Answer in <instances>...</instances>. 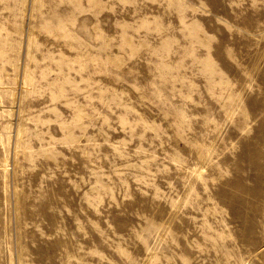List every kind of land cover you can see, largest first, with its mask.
Returning <instances> with one entry per match:
<instances>
[{
    "label": "rangeland",
    "instance_id": "rangeland-1",
    "mask_svg": "<svg viewBox=\"0 0 264 264\" xmlns=\"http://www.w3.org/2000/svg\"><path fill=\"white\" fill-rule=\"evenodd\" d=\"M0 264H264V0H0Z\"/></svg>",
    "mask_w": 264,
    "mask_h": 264
},
{
    "label": "built area",
    "instance_id": "built-area-1",
    "mask_svg": "<svg viewBox=\"0 0 264 264\" xmlns=\"http://www.w3.org/2000/svg\"><path fill=\"white\" fill-rule=\"evenodd\" d=\"M2 105V100L0 99V106ZM1 122H0V133H1Z\"/></svg>",
    "mask_w": 264,
    "mask_h": 264
},
{
    "label": "bare ground",
    "instance_id": "bare-ground-1",
    "mask_svg": "<svg viewBox=\"0 0 264 264\" xmlns=\"http://www.w3.org/2000/svg\"><path fill=\"white\" fill-rule=\"evenodd\" d=\"M1 99V98H0ZM2 106V105H1ZM1 129H2V126H1Z\"/></svg>",
    "mask_w": 264,
    "mask_h": 264
}]
</instances>
